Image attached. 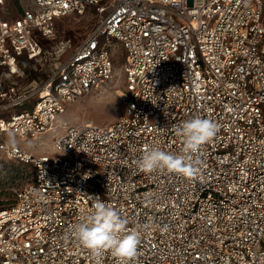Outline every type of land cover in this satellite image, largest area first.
Masks as SVG:
<instances>
[{
	"label": "built area",
	"instance_id": "1",
	"mask_svg": "<svg viewBox=\"0 0 264 264\" xmlns=\"http://www.w3.org/2000/svg\"><path fill=\"white\" fill-rule=\"evenodd\" d=\"M10 1L0 0V163L34 176L0 210V264H117L70 232L97 197L128 222L121 236L140 229L133 264H264V0ZM90 9L99 18L78 48L54 44L58 19ZM116 47L117 122L64 123L40 156L9 143L41 140L117 80ZM43 60L48 70L22 87V65ZM197 116L218 128L192 175L139 170L146 145L180 154L175 128Z\"/></svg>",
	"mask_w": 264,
	"mask_h": 264
},
{
	"label": "rangeland",
	"instance_id": "2",
	"mask_svg": "<svg viewBox=\"0 0 264 264\" xmlns=\"http://www.w3.org/2000/svg\"><path fill=\"white\" fill-rule=\"evenodd\" d=\"M19 3V0H17ZM15 0L9 2L14 7ZM99 5H103L100 3ZM98 15L90 9L83 15H70L55 22L56 40L54 44L59 43L66 46L68 54L78 48L89 36L95 28ZM53 44V45H54ZM47 45V44H46ZM47 46H51V43ZM48 48V47H47ZM116 67L118 70L117 80L109 85L108 88L92 92L88 96L78 100L68 107L67 113L61 117L59 123H55L49 133L41 137V140H21L14 135H7L5 138L14 146L27 149L34 155L40 156L50 152V146L53 136L62 131L64 123L69 125H83L92 122L97 126L110 125L119 120L125 107L120 99L121 92L126 91L125 79L123 77L122 66L125 56L120 47L115 48ZM39 65V64H37ZM30 70L37 72L38 77H42L44 71H38V68L48 70V65L43 60L41 65L31 67L26 65ZM45 68V69H44ZM24 82H20L22 87H26L32 78L29 76L22 78ZM18 81V80H17ZM23 83V84H22ZM36 100L23 108H17L9 111L6 115L19 113L24 110H31ZM41 143V146H40ZM35 148V150L33 148ZM34 172L30 166H23L13 162L0 163V210L7 208L13 202L15 192L25 183L33 179Z\"/></svg>",
	"mask_w": 264,
	"mask_h": 264
},
{
	"label": "clouds",
	"instance_id": "3",
	"mask_svg": "<svg viewBox=\"0 0 264 264\" xmlns=\"http://www.w3.org/2000/svg\"><path fill=\"white\" fill-rule=\"evenodd\" d=\"M218 125L211 119L194 117L181 122L175 128L180 138V154L161 150L159 147L145 146L137 161L139 170L147 173L168 171L190 176L193 173L192 157L200 147L215 136ZM94 212L82 217L74 224L71 235L94 255L99 256L108 251L117 264H133L137 256V244L140 229H132L127 234V221L109 204L97 197L94 201Z\"/></svg>",
	"mask_w": 264,
	"mask_h": 264
},
{
	"label": "trees",
	"instance_id": "4",
	"mask_svg": "<svg viewBox=\"0 0 264 264\" xmlns=\"http://www.w3.org/2000/svg\"><path fill=\"white\" fill-rule=\"evenodd\" d=\"M43 46L45 47V48H49L50 46H47L46 44H45V42L43 43ZM26 63H24L23 65H22V69L25 71V73H27V74H29L30 73V75H31V78H33V79H35L37 76L35 75V73L33 72V71H30V68H27L26 67ZM21 165V164H20ZM24 166V165H23ZM13 203V202H12ZM11 203V204H12ZM10 204V205H11Z\"/></svg>",
	"mask_w": 264,
	"mask_h": 264
}]
</instances>
